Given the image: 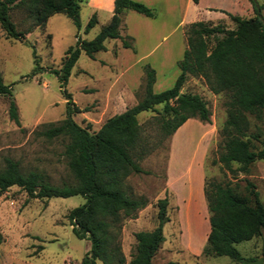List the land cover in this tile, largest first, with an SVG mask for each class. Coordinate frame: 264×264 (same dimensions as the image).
Wrapping results in <instances>:
<instances>
[{"label": "rangeland", "instance_id": "1", "mask_svg": "<svg viewBox=\"0 0 264 264\" xmlns=\"http://www.w3.org/2000/svg\"><path fill=\"white\" fill-rule=\"evenodd\" d=\"M149 1V5L137 2L151 8L156 15L154 18L126 17L127 26L136 35L135 54L130 48L133 55L115 56L116 50L111 46L113 38L105 39V49L95 52L92 57L79 52L64 86H60L53 70H60L61 57L74 43L75 34L80 39L89 40L107 22L112 0H101L99 8L95 7L97 0H79L78 29L64 14L54 13L44 25L28 30L31 20L27 18L25 9L20 6L10 10V18L17 28L28 31L25 39L19 41L6 37L0 28L1 80L10 87L19 120L15 124L9 119L8 96L0 94V167L3 157H9L18 162L22 171L37 170L50 183L60 184L69 178L62 155L63 140L47 139L39 134L44 124L57 122L63 117L65 99L62 90L68 92L71 101L82 109L73 113L72 119L80 126H87L89 131H95L107 117L122 111L142 96V77L136 82L142 65H155L157 79L152 87L154 92L172 85L177 68L171 58L180 51L179 32L190 21L192 10L188 8L183 17L185 21L176 27V18L169 11L170 0ZM184 1L180 0V7ZM254 1L264 17V0ZM199 4L200 9L204 5L213 6L208 10L210 13L202 12L201 21L225 28H232L234 24L224 12L240 16L253 13L249 0H200ZM243 5L247 7L246 11ZM91 14L95 15L96 22L84 32ZM176 14L179 16V12ZM221 16L222 20H211ZM127 79L135 85L133 89L124 91L123 81ZM181 90L198 93L205 100L210 112L209 122L190 118L181 124L171 136L138 161L145 173L127 177V191L144 196L147 203L132 218L121 221L118 240L125 264L133 251V233L153 228L156 224V200L164 196L168 200V220L162 224L163 241L152 257L153 264L169 261L174 264H242L226 255L208 256L201 252L205 244L202 238L206 223L208 226L203 180L237 181L241 186L244 183L242 179L246 178L253 183L260 201L264 203V160H255L248 174L237 172L234 176L218 163H213L218 152L217 128L224 119V96L221 92H213L200 76H189ZM156 109L166 112L164 105H156ZM154 114L153 111L137 114V121L150 136H155L157 129L152 119ZM259 125L264 132V113ZM235 165L233 163L232 167ZM83 201L79 194L28 198L16 186L7 188L0 194V264H81L89 244L85 238L73 235L66 213ZM192 247L196 250L190 249ZM234 247L244 258L254 260L261 257L264 232L234 243ZM96 264L102 263L96 261Z\"/></svg>", "mask_w": 264, "mask_h": 264}, {"label": "trees", "instance_id": "2", "mask_svg": "<svg viewBox=\"0 0 264 264\" xmlns=\"http://www.w3.org/2000/svg\"><path fill=\"white\" fill-rule=\"evenodd\" d=\"M78 1L0 0V28L6 37L23 41L26 31L44 25L50 15L62 13L78 29ZM191 1L196 3L198 0ZM249 1L251 15L224 12L233 22L232 28L201 20L185 24L186 47L176 61L178 73L172 85L154 92V70L148 64L142 65V96L121 112L107 117L95 131H89L87 126H80L72 119V114L82 109L71 101L68 92L62 90L65 99L63 117L44 124L39 134L47 139L63 140L62 155L69 178L53 184L37 170L22 171L16 160L3 157L0 194L10 186H16L28 198L81 195L84 201L66 213L73 235L85 238L89 244L81 264H96V261L125 264L118 240L121 221L132 218L147 203L144 196L127 191V177L145 173L138 161L171 136L186 119L209 122L210 112L205 100L198 93L181 90L189 76L202 77L213 92H221L224 96V119L217 128L218 152L213 163L227 169L232 176L237 172L248 174L255 160H264V132L259 125L264 113V17L257 3ZM20 6L31 20L28 30L18 29L10 18V10ZM127 9L147 17L154 16V11L140 2L112 0V13L99 31L89 40L75 34L74 43L65 49L60 70H53L60 86L65 85L80 51L92 57L95 52L105 49L104 40L108 38H119L123 47L134 50L132 39L119 34L122 15ZM95 22V15L91 14L84 32ZM32 53L34 55L33 50ZM0 94L8 96V117L18 124L10 87L2 82L1 75ZM156 105H164L166 112L161 113ZM143 111L155 113L152 116L157 126L155 136L145 133L137 121V114ZM233 163L236 164L234 167ZM242 180L241 186L237 181L203 180L209 229L201 252L208 256L226 255L232 261L248 264L252 259L242 257L234 243L264 232V203L253 183L246 178ZM167 203L165 196L158 198L156 224L149 230L133 233L135 243L127 264H153L152 257L163 241L162 224L168 220ZM261 258L264 263V248Z\"/></svg>", "mask_w": 264, "mask_h": 264}, {"label": "crops", "instance_id": "3", "mask_svg": "<svg viewBox=\"0 0 264 264\" xmlns=\"http://www.w3.org/2000/svg\"><path fill=\"white\" fill-rule=\"evenodd\" d=\"M137 1H140V2H142V3H144V4H146V5H149L150 4V1L149 0H137ZM170 2L172 3V5H171V7H170V9H169V11H170V13L174 16V18H176V23H175V26L176 27H178V25L179 24H181L182 22H184L185 20L183 19V17H185L186 15V11L188 10V8L189 9H191L192 10V14L190 15V21L188 22V23H190V22H193V21H198V20H201L200 19V15L202 14V12H205V13H207V12H209L208 10H211V8H213V6H211V5H204L203 7L204 8H202V9H200L199 7H200V0H198L196 3H194V2H192L191 0H185L184 1V5H183V7H180V5H179V2H180V0H170ZM97 6H95L96 8H99V6L101 5V0H97ZM244 6V8H245V11L247 10V7L245 6V5H243ZM204 9H207V10H204ZM130 11H133V10H131V9H127V10H125L124 11V13H123V15H122V21H121V23H120V27H119V34H120V36H129L131 39H132V45H133V48H134V50H132L133 52H134V54H135V51H136V46H135V38H136V35H135V33H134V31H132L128 26H127V21H126V17L128 16V15H139L138 17H145V19L146 18H154V17H147V16H144V15H142V14H140V13H137V12H135V11H133V13H136V14H132ZM179 12V16H176L177 14L176 13H178ZM111 13H112V11L109 9V16L111 15ZM210 13V12H209ZM232 14V13H231ZM185 15V16H184ZM135 17V16H134ZM222 20L223 19V16H221V17H218V18H213V19H211V20ZM179 39H180V47H179V50L180 51H178V53L177 52H175L176 54L175 55H173V57L171 58L172 59V62H176L178 59H180L181 58V56H182V53H183V50L185 49V47H186V43H185V36H184V33H183V30L181 29L180 30V32H179ZM113 40L114 41H112V44H111V46L116 50V53H114L115 54V56H118V55H120V56H124L126 53H127V55L129 56H131V55H133L132 53L133 52H129V51H131L130 50V48L129 47H123L122 45H121V42H120V39L119 38H113ZM183 42V44H181ZM116 54H118V55H116ZM172 54V53H171ZM138 59V58H137ZM151 68H153V70H154V81H153V84H152V87H153V85L155 84V82H156V79H157V72H156V68H155V65L153 64V63H147ZM121 66V65H120ZM177 68V67H176ZM120 69V68H119ZM177 73H178V69H177ZM175 74V73H174ZM176 75V74H175ZM138 76V78H136V82H139V79H140V77H142V72H137V75H136V77ZM138 80V81H137ZM170 80H173V79H170ZM123 83H124V91L125 90H130V89H133L134 88V85H135V83H133V82H131L129 79H127V80H124L123 81ZM134 104V103H133ZM132 105V104H131ZM125 109V108H124ZM123 109V110H124ZM121 112V111H120ZM118 113V112H117ZM190 118H188V119H186L183 123H185L186 121H188ZM182 123V124H183ZM208 229H209V227L207 226V223H206V226H205V232H204V235H203V240H205V238H206V235H207V232H208ZM190 249H192V250H196V248H194V247H192V248H190Z\"/></svg>", "mask_w": 264, "mask_h": 264}, {"label": "water", "instance_id": "4", "mask_svg": "<svg viewBox=\"0 0 264 264\" xmlns=\"http://www.w3.org/2000/svg\"><path fill=\"white\" fill-rule=\"evenodd\" d=\"M249 264H262V258L258 257V258L254 259V260H250Z\"/></svg>", "mask_w": 264, "mask_h": 264}]
</instances>
